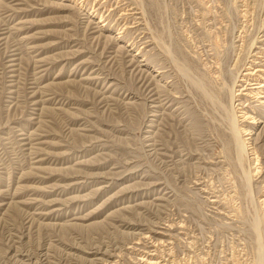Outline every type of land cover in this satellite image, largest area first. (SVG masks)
<instances>
[{
  "label": "rangeland",
  "instance_id": "obj_1",
  "mask_svg": "<svg viewBox=\"0 0 264 264\" xmlns=\"http://www.w3.org/2000/svg\"><path fill=\"white\" fill-rule=\"evenodd\" d=\"M217 60L264 71V0H0V264H264Z\"/></svg>",
  "mask_w": 264,
  "mask_h": 264
},
{
  "label": "bare ground",
  "instance_id": "obj_2",
  "mask_svg": "<svg viewBox=\"0 0 264 264\" xmlns=\"http://www.w3.org/2000/svg\"><path fill=\"white\" fill-rule=\"evenodd\" d=\"M206 60L208 59L206 58ZM208 63L205 64L206 68ZM214 66L215 67L211 66L210 68L218 69L219 71L215 70L213 72L211 71V69H209V74L212 77L211 79L215 81V84L218 82L220 83L218 91L216 93H211L208 89L209 87L207 88V86L200 80V78L196 74H193L190 78H192V83L195 90L200 92L203 98L209 101L216 100V103H219L217 105H220L223 112L225 113V125L227 126L226 128L228 130V134H230L228 144V146L230 147L229 150H232V152L236 156V161L238 162V165L240 167L244 166L246 162H248L251 167L253 165L252 162L256 161L254 160L255 157L252 158L255 153L252 151L253 148H250L249 142H247L249 139H244V137L253 136V142L258 141L260 137L258 136L259 134L250 132L249 130H251V128L249 127V129L246 128L247 130H245L242 125L248 124V126L251 125L256 128L255 125L258 124L257 118L260 117V113L264 114V111H261L262 106H264V71L260 68L251 69L248 67V69L245 70L244 75L234 78L232 86H228L225 81L226 73L223 70V65L219 63V60H217ZM223 97L227 99V102L223 100ZM255 103L258 106L254 107L252 105ZM254 128L252 130H254ZM263 130L264 125H262V128L259 129V131L263 133ZM253 150L255 151V148ZM249 173L250 171L246 173V177L248 178V180L246 179L247 184L251 183L248 177Z\"/></svg>",
  "mask_w": 264,
  "mask_h": 264
}]
</instances>
